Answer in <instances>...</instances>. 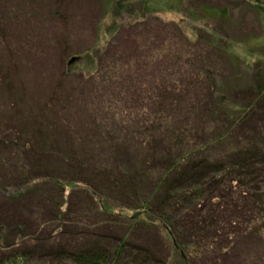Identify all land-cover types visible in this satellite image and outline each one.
<instances>
[{
  "label": "rangeland",
  "instance_id": "rangeland-1",
  "mask_svg": "<svg viewBox=\"0 0 264 264\" xmlns=\"http://www.w3.org/2000/svg\"><path fill=\"white\" fill-rule=\"evenodd\" d=\"M256 1L0 0V260L18 250L26 264H45V250L89 232L117 235L84 217L96 204L82 182L103 190L125 126L139 125L143 140L166 138L172 120L197 127L191 120L210 97L205 71L217 80L215 100L247 98L224 88L233 74L251 87L246 62L264 59ZM215 8L228 17L212 19ZM74 55L82 59L73 66ZM156 138L151 153L161 150ZM158 231H132L131 246L183 264ZM255 252L242 239L226 264H247Z\"/></svg>",
  "mask_w": 264,
  "mask_h": 264
},
{
  "label": "trees",
  "instance_id": "trees-1",
  "mask_svg": "<svg viewBox=\"0 0 264 264\" xmlns=\"http://www.w3.org/2000/svg\"><path fill=\"white\" fill-rule=\"evenodd\" d=\"M257 1L256 7L264 12ZM207 15L221 20L228 17L227 10L220 8L209 9ZM79 58L74 55L69 62L74 66ZM239 58L235 55L233 59L237 62ZM249 63L251 87L233 74L224 88L234 94L247 93L240 101L215 100L213 94L220 91L217 80L205 71L203 91L210 97L201 114L191 120L198 128L192 125L188 131V118L172 120V133L166 130V138L160 132L143 140L139 125L123 127L119 138L125 142L118 145L114 141L121 156L112 159L107 183L102 181L106 185L100 187L103 190L91 184L94 181L92 186L82 182L96 204L84 217L90 221L97 217L95 229L108 222L106 226L117 235L89 232L77 243L45 250L44 263L120 264L128 258L124 264H169V259H158L147 248L131 246L134 238L130 241V233L150 227L170 237L183 264H226L240 240L247 237L257 245V253L244 261L264 264V59ZM209 110L215 115L212 120ZM155 138L161 150L151 153L145 148ZM94 167L90 173L95 174ZM28 260L17 250L0 264H26Z\"/></svg>",
  "mask_w": 264,
  "mask_h": 264
}]
</instances>
